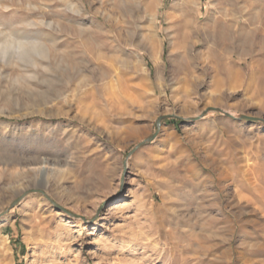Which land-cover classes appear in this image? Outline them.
<instances>
[{
    "label": "rangeland",
    "instance_id": "rangeland-1",
    "mask_svg": "<svg viewBox=\"0 0 264 264\" xmlns=\"http://www.w3.org/2000/svg\"><path fill=\"white\" fill-rule=\"evenodd\" d=\"M25 1L0 0V264H264V169L250 171L264 166L251 156L264 142V0H191L193 34L173 52L185 73L166 30L167 13L182 16L172 0H29L31 15ZM208 17L239 18L254 44L230 45L229 59L197 42ZM35 33L41 48L19 51ZM43 67L65 101L38 106ZM30 191L64 211L39 192L14 204Z\"/></svg>",
    "mask_w": 264,
    "mask_h": 264
},
{
    "label": "bare ground",
    "instance_id": "bare-ground-1",
    "mask_svg": "<svg viewBox=\"0 0 264 264\" xmlns=\"http://www.w3.org/2000/svg\"><path fill=\"white\" fill-rule=\"evenodd\" d=\"M149 1H150L149 3H152V2H154L156 0H149ZM191 5H192V1L191 0H172L171 1L170 10L174 11L175 13L176 12H180V14H182V16H181L182 19L180 17L179 20H178L177 15H172L173 13H171V15L167 13L166 17H165L166 25H167L166 30L169 33L170 39L172 40V52H171L172 54H173V52L175 50H181V49L185 48L187 39L190 38L192 36V34H193L192 33V29H191V25H192L193 20L195 18H193L194 16L192 17V13L195 16H197L198 13L194 12V10L192 9ZM4 9H7V7H4ZM25 9L27 10V14L31 15L33 13V11L38 10L39 7H37V6L33 5L32 3H30L29 0H26L25 1ZM257 17L255 15H250V14L246 15L245 19L243 20V22L245 24V25L243 24V27L244 26H248V27H253L254 28L255 25L258 24V18ZM239 18H240V16H239ZM239 18H234L231 23L226 24V23L221 22L219 20L215 21V20L211 19L210 17H208V19H207L208 25L207 26H203V27H198L196 32H195V36H196L197 42H200L199 38L201 36L202 39H203L204 45L211 44L212 46L216 45V47L220 46V45L224 46L226 48V53L229 56V59H232L233 58V54L231 52V49H229L230 45L232 47H234L235 49H237V50H239V49L242 50V48H244L245 46H252L254 44V40H255V36H256V30L255 29H253L252 31L245 32L244 35H241L240 33L239 34L236 33L237 26H238L237 25V21H238ZM154 20H155V17H154ZM23 25L26 28L32 27V28H36L37 29V28H39L42 25V22H37L35 20H27V21L23 22ZM19 38H20V40L17 43V49L19 51L23 50L26 47H28L32 51L33 50H39L41 48V46L39 47L38 33L32 34V37H30V36H28L26 34H24V35L22 34L21 37H19ZM29 38L32 41L31 43L30 42L29 43L22 42V40H26L27 41ZM241 46H242V48H241ZM50 47H51L52 50H56V47H54V43L52 45H50ZM263 47H264V41L262 42V48ZM262 48H261V51L263 50ZM208 50L210 51L211 49H208ZM184 51H183V53H184ZM240 52H242V51H240ZM44 53H45L44 50H41L38 53L37 57L39 58V61L41 59H45L46 58ZM180 55L181 54H177V55L173 54L174 58L178 60L177 68L179 70H181V72H182V70L184 72V69H185L184 63L185 62L184 61H183L184 63L180 62V60L182 59V56H180ZM148 56L151 59V61L155 64L156 52L154 50H151V51L148 52ZM187 58H188V55H187ZM188 59L190 61V58H188ZM64 60H65V62H67L70 65L71 69H73V73L71 74L72 75V79L73 80H77V78L80 76V73L78 71H76L77 64L70 57L65 58ZM40 62L38 64V66H40V64L42 63V62L41 63ZM38 66L34 65L33 67L35 69ZM40 69L42 70L41 72L35 73V74H38V77L40 76V79H39L40 81L38 80L39 82L37 81L36 83L38 85H40V86H44V88H45V82H47V81H52L53 82L54 78L51 77L50 80H47L48 79L47 76H46L47 73H45V71H44L45 68L43 67V68H40ZM35 72H36V70H35ZM223 72H225L226 77L228 78V80L229 79H233V81H234L235 79H238V77H239V73L236 72V71L235 72L231 71V69L229 67H225ZM155 74L158 77V74H159L158 68H156V73ZM186 76H187V74H186ZM30 78H33V76L31 75ZM48 84H50V83H48ZM59 90H55V89L47 90L45 88L44 91H42L40 93H37L36 94L37 95L36 99H37V103L39 104L38 106L45 105L49 101V98H51V97H54L56 99L57 98L63 99V101H65L64 100L65 99L64 92H62V91L60 92ZM258 90H259V92L264 93V88L263 87H260ZM28 98L30 100V103H33L35 105V99L32 97V95H28ZM230 115H232V114H230ZM225 148H226V145L223 144L222 145V150H224ZM256 150L257 151L253 152L251 154V156L254 157L255 159L262 160L263 163H264V142L262 143L261 148H259V149L257 148ZM228 159H229L228 155L222 153L220 155V159H219V162H218L219 164H218L217 169H216V173H215L216 174V178L222 183H225L229 179H231L232 172H230L229 168L227 167L228 163H230L228 161ZM263 169H264L263 165H257L256 167H252L250 169V171H251V173L253 171L259 172V171H261ZM247 182L249 183L251 181H247ZM254 184L253 185L251 184L252 187L255 186ZM261 193L264 195V191H262ZM244 198H245V196H244ZM246 199H247V201H251L250 198H247V196H246ZM260 199H261V197H260ZM122 206H123V204L121 202H118V203L114 204V206H112L111 211H119L122 208ZM230 215H232V214H230ZM232 216H233V219H234V215H232ZM226 220L228 222V218Z\"/></svg>",
    "mask_w": 264,
    "mask_h": 264
},
{
    "label": "water",
    "instance_id": "water-1",
    "mask_svg": "<svg viewBox=\"0 0 264 264\" xmlns=\"http://www.w3.org/2000/svg\"><path fill=\"white\" fill-rule=\"evenodd\" d=\"M214 111H216V112H219V113H221V114H223L224 116H230V115H228V114H226V113H223V112H220V111H218V110H214ZM200 117H198V118H191V119H187L186 121L187 122H194V121H196V120H198ZM238 119H244V117H242V116H239L238 117ZM159 126V121L157 122V127ZM152 139V137H150V138H148L145 142H143L141 145H143V144H146V143H149L150 142V140ZM140 145V146H141ZM36 192H39L40 194H42L50 203H52L55 207H57L58 209H60L61 211H64V209H62V208H60V207H58L55 203H53L44 193H42V192H40V191H30V192H28V193H26L24 196H22L18 201H16L14 204H16V203H18L22 198H24L26 195H28V194H31V193H36ZM13 204V205H14ZM70 217H75L74 215H72V214H68Z\"/></svg>",
    "mask_w": 264,
    "mask_h": 264
}]
</instances>
